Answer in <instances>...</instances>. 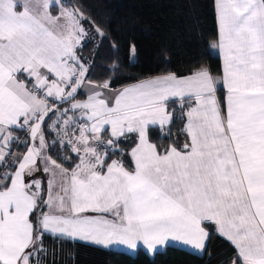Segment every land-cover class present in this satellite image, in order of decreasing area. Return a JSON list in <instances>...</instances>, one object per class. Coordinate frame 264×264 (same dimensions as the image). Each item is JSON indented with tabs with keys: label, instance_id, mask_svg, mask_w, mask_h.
Segmentation results:
<instances>
[{
	"label": "snow or ice",
	"instance_id": "obj_1",
	"mask_svg": "<svg viewBox=\"0 0 264 264\" xmlns=\"http://www.w3.org/2000/svg\"><path fill=\"white\" fill-rule=\"evenodd\" d=\"M55 6L53 2L49 8ZM14 7L19 10L22 5ZM211 9L217 46H210L208 54L211 57L215 53L219 62L218 78L213 86L207 88L201 79L212 77L211 65L204 67L193 62L183 75L169 71L143 77L144 83L130 91L137 96L152 97L154 102L162 99L163 117L167 119L165 121L162 117L158 122L145 125L144 134L149 137V144L155 146L158 142L167 141L181 155L199 153L201 160L210 157L213 164L231 156L236 165L235 172L225 165L222 174L226 178L231 177L234 184V177L239 174L238 184L244 186L243 193L237 190L235 197L229 198L231 187L224 193L213 192L217 203L210 207L208 215L195 221L202 236L201 242H190L184 238L189 225L182 218L173 216L138 221L143 235L136 238L129 201L142 199V192L121 187L118 183L109 185L107 189L89 184L91 192L98 193L94 198L82 194L74 185L58 189L55 177L39 167L38 161L37 170L43 176L25 180L29 191L24 196L34 199L28 212L30 241L19 255L9 251L10 259L6 261L3 258L6 251L4 237L0 233V264H11L12 260L15 264H56L57 252L53 250L50 253L49 244L58 247L61 252L77 245L105 250L119 245L133 253L142 247L144 253L152 258L158 247L163 248L173 242L203 255L213 237L222 240L228 249L223 264H264V169L245 173L244 159L236 147L243 142V145L252 148H264V0H211ZM3 20L4 16L0 14V23ZM250 38H254L258 45L251 51L243 43ZM233 44L236 47H232ZM117 49L118 46L113 51ZM123 55L130 65L137 59L138 50L134 41L128 43ZM110 71L114 75L116 68ZM166 92L172 94L157 96ZM177 122L181 125L179 133L183 137L179 145L173 138L180 139V136L172 131ZM152 129L158 133L155 139L150 135ZM140 137L138 131L121 130L106 148L105 163L108 162V155L121 159L128 156L131 149L125 148L121 153V148L135 138L131 146L134 148ZM163 153L167 156L169 149L164 148ZM160 154L161 149L157 147L156 155ZM4 167L0 163V168ZM0 180L7 187L11 177L0 175ZM145 181V191L158 189L159 194L151 200L153 204L160 201L180 202L183 199L179 188L171 184L161 186L160 176H147ZM254 188L258 189L255 194ZM3 219L0 215V221ZM161 233H165L163 238H157ZM68 260L74 264L72 255Z\"/></svg>",
	"mask_w": 264,
	"mask_h": 264
},
{
	"label": "crops",
	"instance_id": "obj_2",
	"mask_svg": "<svg viewBox=\"0 0 264 264\" xmlns=\"http://www.w3.org/2000/svg\"><path fill=\"white\" fill-rule=\"evenodd\" d=\"M10 8L8 3L0 6V14L7 15ZM69 37L71 39L67 20L53 22L50 20L4 19L0 23V163L12 168L10 172H6V175L9 173L11 177L8 186L4 189L0 188V215L4 217L3 221H0V233L4 237L3 245L6 251L3 258L6 261L10 259L9 251H14L16 255H19L23 251V247L30 241L28 212L33 207L34 199L24 196V193L29 191L25 180L43 176V173L37 170L38 161L39 167L45 169L50 176L55 177V185L58 189L74 185L82 194L94 198L98 193L91 192L89 184L107 189L109 185H115L122 178L123 185L125 184L131 190L132 179L142 177L137 173V163L133 162V159L137 161L140 154L137 148L139 143L130 150L132 162L130 170H126L115 160L102 167L105 152L102 153L101 148L104 149V146L111 145V139L119 136L121 130L126 132L129 129H134L135 131L136 125H141L143 121L141 129L144 130L146 124L153 121L158 122L163 117L162 99L154 102L152 97L137 96L130 91L139 88L144 81L115 92H110L107 85L99 86L97 89H101V93L92 99L81 91L66 100L49 99L47 103L34 97L32 92L36 87L42 93L46 90V93L53 95L56 90L54 84L62 86L64 74L65 79L69 82L67 66H64L65 72H63ZM63 38H65L67 46L64 50ZM243 43L249 51L258 46L254 38ZM231 46L236 47L235 44ZM17 58H22V63L14 69ZM225 63H227V59ZM201 79L207 88H211L215 83L212 77L204 76ZM65 84L67 83L65 82ZM166 94L172 93H158L157 96L162 97ZM44 99L47 100L46 97ZM163 118L166 121L167 118ZM102 132H106L107 141L101 140ZM4 137L6 140L2 143ZM146 139L148 141L147 136ZM15 140L18 141L17 143H26V149L20 153L12 150L8 151L10 155L6 154L9 146L5 147V144H8L9 141L14 143ZM33 140H37L38 143L34 145ZM1 144H4V147ZM53 144L60 147L64 144L70 146V150L75 156H72L73 159L70 160L71 163L74 162L70 168L57 162L49 155L48 150ZM246 146L243 145V142L236 146L241 148L242 156L246 154L243 151ZM8 155L10 158L6 164L5 160L6 157H9ZM253 155L262 156L264 150L262 152L261 149H254ZM65 160H68V156ZM209 160V164L212 166L206 164V157L201 160L199 153L181 155L170 148L168 155L163 154L161 157L160 163L165 162L166 166L160 165L161 169L156 173L162 178H175L174 175L178 173L180 167L185 177L192 178L191 170L194 171L201 163H205V168L208 165L206 170L210 177L212 174L222 177L225 165L235 172L236 165L232 162L231 156L223 162L215 164L211 163L210 157L207 158V161ZM153 166L154 164L151 163L149 168L153 169ZM156 173L152 172L153 175ZM234 178L235 184L229 177V180L222 185L223 187H220L223 193L229 187L232 188L229 198H234L237 190L240 193L244 191L243 185L238 184L239 174H236ZM3 183L4 181L0 180V185ZM37 189L36 194L38 195V186ZM155 196L137 198L134 201L130 199L129 201L133 210L131 219L134 222L133 227L136 229V238L143 235L138 221L166 219L173 216L182 218L189 225L188 231L183 234L184 238L189 239L190 242L202 241L195 221L197 218L208 215L210 207L215 206L211 201H204L210 197L196 199L202 205L200 206L197 202H187V200L181 203L160 201L153 204L151 200ZM193 203L195 206L192 205ZM10 207L11 213L9 212ZM164 235L165 233L158 234L157 238L162 239ZM169 245L198 254L189 247L173 242H169L163 248L158 247L155 253ZM108 249L129 255L136 253L119 245ZM138 249L143 250L142 247ZM11 264H15V260H12Z\"/></svg>",
	"mask_w": 264,
	"mask_h": 264
},
{
	"label": "trees",
	"instance_id": "obj_3",
	"mask_svg": "<svg viewBox=\"0 0 264 264\" xmlns=\"http://www.w3.org/2000/svg\"><path fill=\"white\" fill-rule=\"evenodd\" d=\"M60 1L61 7L75 10L81 15L86 35L93 34L94 41H88L78 49L80 57L88 62L85 80L91 84L107 85L110 92H115L143 81V77L155 76L157 73L170 71L183 75L193 62L204 67L210 64L214 82L218 78L219 62L215 59V53L211 57L208 54L209 47H215L217 42L211 0ZM56 9H49L52 15H55ZM133 41L138 50V57L130 65L123 53L126 52L128 43ZM117 46V51H113ZM113 68H116L114 75L110 71ZM180 127L177 122L172 129L174 134L180 136V139L173 138L177 145L183 139L179 133ZM150 135L155 139L158 133L152 129ZM101 136V140L107 141L106 132H102ZM134 140L135 138L129 140L128 145L121 148V153L125 148L132 149ZM17 142L15 140L9 148L20 153L26 149V143ZM155 147L161 149V154H164V148H171L167 141L158 142ZM48 153L67 168L74 163L70 162L75 156L67 144L61 147L53 144ZM66 156L68 160H65ZM9 158L10 156L5 160L6 164ZM117 159L122 161L126 170L132 168L130 153L122 159L108 155V162L104 161L103 165L106 166ZM11 169L10 166L0 168V175L7 178L9 173L6 175V172ZM3 185L4 183L0 185L1 189L6 188ZM48 248L50 253L53 250L57 252L56 264H70L69 255L74 257V264H223L228 254L224 242L215 237L209 240L203 255L171 245L156 252L152 258L141 249L134 255H129L80 245L65 248L62 252L51 244ZM49 259L51 260V256Z\"/></svg>",
	"mask_w": 264,
	"mask_h": 264
},
{
	"label": "rangeland",
	"instance_id": "obj_4",
	"mask_svg": "<svg viewBox=\"0 0 264 264\" xmlns=\"http://www.w3.org/2000/svg\"><path fill=\"white\" fill-rule=\"evenodd\" d=\"M55 3V7L53 9L55 10L56 8V13L55 15H52L50 12L49 6L52 3ZM8 3V6L11 7L10 10L8 11L7 15L4 16L5 20H50V21H60V20H67L69 22V33L71 35V39L69 37L68 39V49H67V58L65 61V64H63V72L64 71V66H67V76L69 78V82L65 79V74L63 75L62 81L63 84L62 86H59V84H54V89L55 93L53 95H50L49 93H46V90L39 91L38 87L33 88L32 92L34 97H38L39 99H42L45 101L44 103H47L49 99L57 100V101H62L66 100L73 94H76L78 91L83 92L85 95H88L89 98H93L97 96L99 93H101V89H97L99 86L95 84H91L85 80V73L88 67V62L84 61L83 58L80 57L78 53V49L85 44L88 41H94L93 40V34L89 33L86 35L85 31L83 30V25H82V17L79 13H77L75 10L72 9H67L64 7H61V1L60 0H0V6H4ZM20 4L22 7L17 10L14 5ZM64 49H66V43H65V38H63V45ZM64 61V60H63ZM22 63V58H17L14 63V69L19 67ZM65 82L67 84H65ZM102 87H105L102 86ZM42 93V95H41ZM46 97L47 100L44 98ZM60 96V97H56ZM161 118V117H160ZM144 122V121H143ZM141 125H136L135 131H138L141 133L140 137V142L139 145L137 146L138 151H139V156L137 157V161L133 159V162L137 163V173L138 175L142 176L141 178H134L132 179L131 182V190H139L140 192L143 193V197H148V196H153V195H158V189L153 188L151 191H145V184L146 181L143 180L144 177L148 176H159L156 172L160 171L161 166L165 165L164 163L161 162V157L163 154L160 156L156 155L155 151V146L152 144H149L146 136L144 134V130L141 129ZM134 131V129H133ZM34 139V137H33ZM5 142V137L3 139ZM11 142L9 141L8 144H5V147L10 146ZM34 145L38 143L37 140H33ZM4 147V144H1ZM108 146H104V149L101 148V152L107 155L106 148ZM240 152L241 148L237 147ZM254 149H261L263 152L264 148H260L259 146L252 148L250 146H246L243 148V151L245 156H242L245 162V167L243 171L245 173H254L260 169H264V155H253V150ZM97 150V149H96ZM12 151L9 149L6 150V154H9V152ZM36 151V150H35ZM10 155V154H9ZM8 155V156H9ZM93 156V155H90ZM105 156L102 161V167L103 163L105 161ZM206 157V164H209L210 160L207 161ZM7 159V157H6ZM211 159V158H210ZM172 160V159H171ZM170 160V161H171ZM113 161V160H112ZM119 162L121 165L122 161L120 159L115 160ZM203 162V161H201ZM154 164L153 169L149 168V165ZM161 165V166H160ZM212 166V164H209ZM200 169L197 171V169ZM195 168L194 171L191 170L192 178L190 176L185 177V175L182 172V168L179 167L178 173L175 174V178H162L161 177V186L171 184L173 187L179 188L180 190V196L183 197V199L180 201L185 202L188 201H194L197 202L196 199H204L207 197H210L209 199H206L204 201H211L213 205L217 203V200L213 197V192L217 193H223L221 191L220 187H223L222 185L229 180V177L226 178L224 176H219L212 174L211 177L209 176L206 168H208V165H206L205 168V163H201V165ZM101 169V167H100ZM99 170V168H98ZM152 172H155L156 174L153 175ZM147 174V175H146ZM122 178L117 182L121 187H125V184L123 185V181H121ZM231 180V179H230ZM116 183V184H117ZM222 183V184H221ZM244 188V186H243ZM255 189V188H254ZM253 189V193H256L258 189ZM38 190V189H37ZM203 201V200H202ZM199 203V202H197ZM195 206V204H192ZM200 206H202L199 203ZM210 203L208 204L209 208Z\"/></svg>",
	"mask_w": 264,
	"mask_h": 264
},
{
	"label": "built area",
	"instance_id": "obj_5",
	"mask_svg": "<svg viewBox=\"0 0 264 264\" xmlns=\"http://www.w3.org/2000/svg\"><path fill=\"white\" fill-rule=\"evenodd\" d=\"M66 115L64 114V117H65Z\"/></svg>",
	"mask_w": 264,
	"mask_h": 264
}]
</instances>
